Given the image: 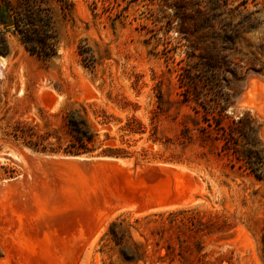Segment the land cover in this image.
<instances>
[{
    "label": "rangeland",
    "instance_id": "obj_1",
    "mask_svg": "<svg viewBox=\"0 0 264 264\" xmlns=\"http://www.w3.org/2000/svg\"><path fill=\"white\" fill-rule=\"evenodd\" d=\"M219 1L210 25L240 34L226 65L201 73L200 51L189 57L171 0H0L10 14L0 21V205L11 207L13 192L26 205L58 180L78 189L75 201L96 193L91 222L64 206L72 217L48 250L59 264H264V159L248 154L254 143L264 154V0ZM30 16L39 54L27 35ZM187 75L217 76L225 90L197 96ZM208 108L228 116L224 127L246 114L253 120L247 139L236 135L241 157L201 140ZM72 112L96 134L89 153L66 152ZM75 157L107 168L98 184L76 188V177L47 160ZM113 221L119 244L106 235ZM4 228L0 264H32L25 231Z\"/></svg>",
    "mask_w": 264,
    "mask_h": 264
},
{
    "label": "trees",
    "instance_id": "obj_2",
    "mask_svg": "<svg viewBox=\"0 0 264 264\" xmlns=\"http://www.w3.org/2000/svg\"><path fill=\"white\" fill-rule=\"evenodd\" d=\"M156 1L161 5H165L169 0H151ZM171 6L175 10L176 18L179 16L183 19L181 34L189 41L192 54L189 55L190 58H193V53L195 51H200V54L197 56L199 59L198 64L194 68H200L201 73L205 72H215L219 70L223 65H226L228 54L227 51L232 49L235 45V42L239 36L238 30H233L232 33H227L224 31H219L213 29L211 26L216 20L215 18L220 16L222 10V5L219 0H171ZM184 4V5H182ZM124 9V11H127ZM72 4L67 8L68 11H71ZM7 18H10L8 10L3 8L0 5V21L3 23L6 22ZM32 17L26 18V25L28 26L29 39L34 42V51L39 54L41 50L40 44L42 43L40 32L34 31L33 27L35 24L31 21ZM211 24V25H210ZM188 25V27H185ZM210 26V31L203 32L204 26ZM9 26V25H8ZM12 26H15L13 23ZM196 29H193L195 28ZM195 37L194 39H192ZM188 86L194 94L201 96L202 93L206 91L215 90L216 92H223L225 90L224 85L222 84L219 77L213 79L206 78L205 80L196 81L191 78L190 75H187ZM197 88H200V91H196ZM217 89V90H216ZM199 99V98H198ZM189 102V99L185 100ZM196 114H199L195 111ZM203 117H209L210 119L206 120L207 127L204 129H196L199 132V137L203 141L209 140L210 143H222L221 149L225 155L229 156L230 154H236L241 157L240 150L238 149V137L241 136L243 139H247V133L253 130L252 119L249 115H244L238 120H232V125L224 127L222 121L227 118L223 111L213 112L209 108L203 114ZM195 120V119H194ZM65 126L69 133L70 144L66 149L67 153L70 154H85L93 151V145L95 143L96 134L92 130L87 118L84 115L79 113H70L65 117ZM190 132L189 129H185L183 135L188 136ZM238 137L236 138V135ZM258 143L251 146L248 154L255 160L262 161L264 156L262 151H256L255 148H258ZM248 156V155H247ZM239 157V158H240ZM240 160V159H238ZM242 161V159H241ZM258 179H261V175H255ZM119 226L117 221H113L106 233L111 240L115 241L117 244L120 242V237L116 232V228Z\"/></svg>",
    "mask_w": 264,
    "mask_h": 264
},
{
    "label": "bare ground",
    "instance_id": "obj_3",
    "mask_svg": "<svg viewBox=\"0 0 264 264\" xmlns=\"http://www.w3.org/2000/svg\"><path fill=\"white\" fill-rule=\"evenodd\" d=\"M28 157H30V156H28ZM47 160H49V163H51V165H53L56 168L55 169L56 172L60 173L61 170H64V171L67 170L66 173L69 177L70 176L76 177V179H78L77 180L78 185L76 188L81 187L84 189L92 183L98 184L97 180L100 177H103L104 171L107 170V168L105 169L103 165H100V163H98V161L95 162V160H92V159L75 157V158H56V160L55 159H53V160L47 159ZM59 164H61L63 167L61 165L60 166L62 168L60 166H58ZM64 166L68 167V168L66 169V168H64ZM58 173H57V175H60ZM63 173L65 174V172H63ZM58 179H56V180H58ZM61 182H62V180L61 181L58 180V182L56 183L57 185H54V183H52L53 187L48 186V184H46V182H43L46 184L42 188L44 190V195L43 194H42L43 196L41 194H40V196L38 195L40 198L38 197L37 199H31L30 198L31 200L29 202L27 199V201H25V203L28 202L26 205H22L21 199L18 201V196L16 197L15 192H13V187L16 183L14 185L12 183L6 184L9 188L8 191H12L14 195L8 193L11 196H8L7 198L12 197L11 200L9 199V202L12 204L11 207H8V209L7 208L4 209L0 205V235H2L3 232L6 230L5 228H4V230H2L1 228L6 227L7 225H9V223H11V225H14V226L16 223L19 224V226L26 233V235H24V236L27 237L30 242H32V245L30 244L32 249H33L32 252H30L27 249V251H28V252H26L27 256L25 255L26 257H28V259H31L30 261H32V264H59L58 260H56L54 253L52 252L53 256H50V253L48 251V250H51V248H52L51 247L52 241L50 242V240H49L50 237L53 236L52 233L53 232L56 233L59 224H61V221L63 220V218H66V216L67 217L69 216V219H70V217L74 216L75 218H78L82 221H90L91 220V218H89L90 213H94L96 211V207H95L96 205H94V200L97 199L95 191H93V192L91 191L89 193L90 195L87 198H82L84 196H81V199L79 198L78 201L77 200L75 201V199H76L75 193H76V190H78V189L74 190V188H71V186L68 185L69 187H67V186H65V184L63 185ZM23 184H25V183H23ZM32 184L33 183H31L29 185H32ZM35 186H36V184H35ZM19 188H20V186H19ZM8 194H6V195H8ZM78 196L80 197V195H78ZM0 202L2 203V199L0 200ZM71 203H73V205ZM74 203H75V205H74ZM7 204H9V203H7ZM65 205H66L67 209L69 208L67 213H69V210L71 208L72 209L74 208V212H72V216L63 212L64 211L63 208ZM94 207H95V209H94ZM1 223H2V225H1ZM81 223H80V225H81ZM87 224H88V222H87ZM66 229H68V228H66ZM66 229L64 228V230H66ZM20 231H21V229H20ZM35 231H37V233ZM61 231H62V229H61ZM59 233H61V232H59ZM37 235H38V237H36ZM11 236H13V235H11ZM24 236L22 238H24ZM16 237H18V236H16ZM58 238H59V236H58ZM54 239H55V237H54ZM38 240H40V243H38L39 242ZM22 241H23V239H22ZM56 243L59 244L58 241H56ZM61 244L63 246H65V242L63 240H62ZM37 252H39L40 254L38 253L39 254L38 255ZM24 253H25V251H24ZM57 257H59V256H57Z\"/></svg>",
    "mask_w": 264,
    "mask_h": 264
}]
</instances>
